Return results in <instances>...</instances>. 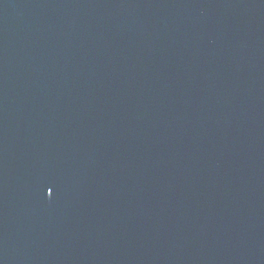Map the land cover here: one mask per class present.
Segmentation results:
<instances>
[{
    "label": "water",
    "instance_id": "water-1",
    "mask_svg": "<svg viewBox=\"0 0 264 264\" xmlns=\"http://www.w3.org/2000/svg\"><path fill=\"white\" fill-rule=\"evenodd\" d=\"M0 264H264V0H0Z\"/></svg>",
    "mask_w": 264,
    "mask_h": 264
}]
</instances>
